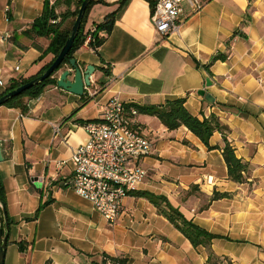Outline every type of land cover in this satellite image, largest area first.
<instances>
[{
  "label": "crops",
  "instance_id": "crops-1",
  "mask_svg": "<svg viewBox=\"0 0 264 264\" xmlns=\"http://www.w3.org/2000/svg\"><path fill=\"white\" fill-rule=\"evenodd\" d=\"M48 1L57 16H66V26L76 0ZM119 1L102 0L87 13L85 31L115 18L96 51L82 45L73 55L82 70L94 67L83 96L55 84L26 100L25 113L0 106V180L9 223L3 264H104V256L124 264H264V0H206L197 13L184 2L178 32L164 37L151 24L146 0L121 7ZM44 2L0 0V95L53 60L42 53L48 38L23 33ZM218 54L225 60L211 63ZM115 95L139 106L185 97L199 120L215 115L228 128L235 156L249 167L246 182L228 178L221 134L211 136L208 149L185 127L170 131L137 114L135 124L153 144L142 163L147 177L109 225L71 188L69 161L88 140L84 124L99 120ZM142 193L163 197L216 238L207 248L194 247Z\"/></svg>",
  "mask_w": 264,
  "mask_h": 264
},
{
  "label": "built area",
  "instance_id": "built-area-1",
  "mask_svg": "<svg viewBox=\"0 0 264 264\" xmlns=\"http://www.w3.org/2000/svg\"><path fill=\"white\" fill-rule=\"evenodd\" d=\"M154 1L150 21L162 37L178 32L183 20L184 2L192 13L200 11L206 2ZM95 33V26L85 32L83 46L88 47L94 41ZM14 70L18 71V67ZM3 86L0 80V88ZM136 115L135 109L127 107L117 95L109 98L100 119L84 124L88 140L73 150L69 161L73 172L69 183L71 188L76 195L88 201L109 225L117 222L123 200L147 177L142 163L151 155L153 144L139 131L134 121Z\"/></svg>",
  "mask_w": 264,
  "mask_h": 264
},
{
  "label": "trees",
  "instance_id": "trees-1",
  "mask_svg": "<svg viewBox=\"0 0 264 264\" xmlns=\"http://www.w3.org/2000/svg\"><path fill=\"white\" fill-rule=\"evenodd\" d=\"M127 0H120L118 6L121 7ZM151 11L154 8V0H146ZM83 0L75 1V11L71 13V20L66 26H64L65 15L57 16L55 13V2L50 4L48 0H45L43 4V9L39 17H37L30 25L29 29L25 30L23 33L26 37L34 40L35 38H48L49 45L44 54H52L53 60L46 65L41 73L31 77L28 80H20L13 82L10 86L0 95L7 94L8 92L16 89L17 87L35 79L36 77L42 75V73L51 65L55 57L58 55L60 49L64 45L70 29L73 25L74 19L77 15V11L82 4ZM102 0H90L89 5L86 8L79 32L74 40L73 46L66 56L64 63H67L70 59H73L74 53L83 45L84 35H85V23L87 13L91 6L100 3ZM114 14L106 16L102 23L96 25V33L94 34V41L88 44V47L93 48L95 51L103 44L105 41V36L100 33H105L108 35L111 32L114 23ZM225 60V56L222 54L214 55L211 58V63L216 61ZM55 78L49 77L43 83L32 87L28 91L22 93L20 96L13 98L8 101L5 105L6 107L19 108L23 113L27 111L26 100L34 99L38 97L45 87L50 85H55ZM129 108H134L137 114L148 115L155 117L166 129L176 130L180 127L187 128L195 137H197L203 145L208 149H212L209 145V140L214 133H219L222 135L224 141V147L222 148V156L224 158L228 178L238 184L246 182V176L249 173V167L246 163H243L240 159L235 156L234 150L231 148L230 144L226 139V133L228 128L224 126L215 115H210L208 118H203L199 120L196 116H193L188 112L185 107V97L178 98L170 101H165L159 105H127ZM142 196L147 198L152 204H154L159 212L166 216V218L179 230L194 247L203 246L205 248L209 247L211 241L216 237L212 234L207 233L203 229L199 228L191 221L186 220L176 209L171 207L163 197L154 196L149 193H142ZM226 195L214 194L213 198H223ZM0 203L5 204L3 186L0 180ZM163 205V208L161 207ZM4 230V222L2 217V211L0 209V240L1 235ZM22 249V248H21ZM104 264H124L125 260L117 258H109L104 256L102 259Z\"/></svg>",
  "mask_w": 264,
  "mask_h": 264
},
{
  "label": "water",
  "instance_id": "water-1",
  "mask_svg": "<svg viewBox=\"0 0 264 264\" xmlns=\"http://www.w3.org/2000/svg\"><path fill=\"white\" fill-rule=\"evenodd\" d=\"M89 3L90 0H83L77 11V15L70 29V33L51 65L42 73V75L0 97V106L5 105L8 101L20 96L22 93L28 91L32 87L43 83L49 77L55 78V84L57 88L61 89L62 91L79 97L84 95L85 90L91 86L90 77L94 72V67L87 66L84 70H82L74 58L70 59L67 63H64V60L73 46ZM200 94H203V92H200ZM1 161L2 157L0 150V162ZM0 207L4 222V235L0 240V264H3L5 247L9 233V223L5 205L0 203Z\"/></svg>",
  "mask_w": 264,
  "mask_h": 264
},
{
  "label": "rangeland",
  "instance_id": "rangeland-1",
  "mask_svg": "<svg viewBox=\"0 0 264 264\" xmlns=\"http://www.w3.org/2000/svg\"><path fill=\"white\" fill-rule=\"evenodd\" d=\"M228 264H230L229 262H227Z\"/></svg>",
  "mask_w": 264,
  "mask_h": 264
}]
</instances>
